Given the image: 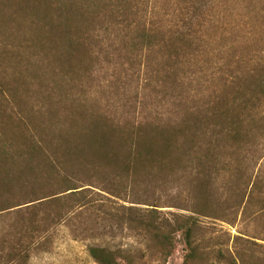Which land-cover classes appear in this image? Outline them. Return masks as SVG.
Listing matches in <instances>:
<instances>
[{
    "label": "trees",
    "instance_id": "trees-1",
    "mask_svg": "<svg viewBox=\"0 0 264 264\" xmlns=\"http://www.w3.org/2000/svg\"><path fill=\"white\" fill-rule=\"evenodd\" d=\"M149 3L0 0L1 6L25 16L24 28L16 29L22 35L17 45L31 53L27 63L48 75L43 82L42 75L33 74L32 86L41 96L28 111L21 110L25 101L17 95L9 94L15 105L10 112L0 102V247L4 245L7 264H27L45 245L50 228L68 227L83 211L137 231L154 244L163 263L173 253L174 236L181 233L184 264L202 258L193 239L196 218H220L221 194L229 192L264 218V170L254 173L259 159L251 145L257 134L264 135V68L251 85L238 82L231 97H219L201 117L158 111L163 101L155 90L166 84L171 67L150 74L149 84L141 88H152L150 98L139 93L126 97L124 82L109 86L113 92L104 94L106 99L92 95L89 83L102 70L100 54L105 70H113L115 53L107 50L115 45L129 60L153 54L168 57L177 67L208 6L207 0H180L182 29L166 30L147 22L142 8ZM117 70L120 79L126 70L122 65ZM151 98L154 103L148 102ZM186 179L197 194L191 214H174L172 223L160 221L154 209L160 208L161 198L149 195L176 190ZM113 233L104 229L93 236ZM87 251L95 264H132L129 255L108 247ZM253 256L249 249L241 263L264 264L251 261Z\"/></svg>",
    "mask_w": 264,
    "mask_h": 264
},
{
    "label": "rangeland",
    "instance_id": "rangeland-1",
    "mask_svg": "<svg viewBox=\"0 0 264 264\" xmlns=\"http://www.w3.org/2000/svg\"><path fill=\"white\" fill-rule=\"evenodd\" d=\"M179 1L150 0L149 8H142L147 15V22L163 26L166 30L171 27L182 29L183 20L178 14ZM207 5L204 18L201 19L202 25L190 36L189 47L181 50L177 67L171 66L168 57L153 54L129 60V56L125 52H118L115 45L107 50L115 53L111 57L113 70H105L104 55L100 54L102 70L89 83L92 95L106 99L113 92L109 86L114 82H124L126 97H134L139 93L141 97L150 98L152 88L144 92L141 90L149 84L150 74L171 67L166 84L158 85L155 90L158 99L163 101L158 111L201 117L219 97H231L238 82L240 85H251L257 72L264 68V0H207ZM151 6L154 8L150 12ZM23 16L14 8L0 5V102L7 112L15 107L9 94L21 97L25 101L22 105L24 109L21 110L28 111L30 105L41 96L32 86L33 74L42 75L43 82L48 76L45 69L27 63L31 53L17 45V39L20 41L22 35L16 29L23 27ZM189 16L186 15V19ZM121 65L126 71L122 72L119 79L117 69ZM261 99L260 114L264 117V96ZM148 102L154 103L152 98ZM251 145L258 151L254 154L259 159L254 169L256 173L259 168L264 170V154L260 152L261 148L264 149V135L257 134ZM188 180L176 190H157L149 195L161 198L160 208L154 209L155 217L160 221L172 223L174 214H191L197 194L194 185ZM230 195L227 192L218 198L220 218H196L193 239L202 258L190 264H232V259L242 264L241 259H246L249 249L254 254L251 261H264V218L255 213V208H244V204L240 205V201ZM111 205L127 206L123 203ZM136 207L151 209L143 205ZM79 213L72 217L74 219L68 227L63 224L50 228L45 234V245L30 257L27 264H95L88 256L89 247H108L119 251L129 255L132 264H184L187 250L181 233L174 236L173 253L163 263L154 244L137 231L120 229L116 223L103 220V217L100 221L87 211ZM3 226L0 224V230ZM86 229L94 232H83ZM104 229L114 233L109 237L94 238L93 235ZM3 246L0 247V264H7ZM119 264L126 263L120 260Z\"/></svg>",
    "mask_w": 264,
    "mask_h": 264
}]
</instances>
